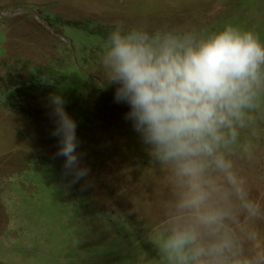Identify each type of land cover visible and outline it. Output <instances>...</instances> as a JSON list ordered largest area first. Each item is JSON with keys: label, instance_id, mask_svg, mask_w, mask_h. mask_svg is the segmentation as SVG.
<instances>
[{"label": "rangeland", "instance_id": "rangeland-1", "mask_svg": "<svg viewBox=\"0 0 264 264\" xmlns=\"http://www.w3.org/2000/svg\"><path fill=\"white\" fill-rule=\"evenodd\" d=\"M118 21L202 31L231 22L264 41V0H0V88L5 78H26V67L61 68L77 56L105 90L104 110L91 109L94 128L78 137L88 168L79 180L56 155L50 95L29 96L25 114L0 99V264H177L157 242L171 229L182 189L150 159L125 119L128 105L115 102L116 86L107 85L100 63L106 39L92 45L86 34ZM65 83L58 78L49 93ZM242 139L250 155L235 147L231 159L257 210L250 215L234 201L224 229L232 238L227 264H264V113Z\"/></svg>", "mask_w": 264, "mask_h": 264}, {"label": "clouds", "instance_id": "clouds-1", "mask_svg": "<svg viewBox=\"0 0 264 264\" xmlns=\"http://www.w3.org/2000/svg\"><path fill=\"white\" fill-rule=\"evenodd\" d=\"M100 63L150 159L168 168L182 189L171 229L157 242L160 251L177 264H227L232 238L224 229L234 220V201L250 215L257 210L231 156L235 147L250 155L242 133L264 113V41L231 22L202 31L118 21ZM49 101L56 155L73 180L84 178L77 122L63 96Z\"/></svg>", "mask_w": 264, "mask_h": 264}, {"label": "trees", "instance_id": "trees-1", "mask_svg": "<svg viewBox=\"0 0 264 264\" xmlns=\"http://www.w3.org/2000/svg\"><path fill=\"white\" fill-rule=\"evenodd\" d=\"M108 30L110 34L113 28L102 27L99 30H94L93 28L86 34L88 37H93V45V41L95 40H105L109 35L107 34ZM101 48H103V46L100 45L99 49L101 50ZM76 58L77 61H69L61 68L51 64L43 67H26V69L29 70V75L22 80L10 77L12 82H9L7 78L3 79L4 83H2V88H0V99L7 107H11L25 114L27 111L26 105L28 104L27 98L29 96H49L51 94L48 88L51 84L55 83L58 78L68 79L69 83L63 84L61 88L62 91L58 94L63 96L65 100V109L70 112V115L77 122V136H85L94 128V121L92 118L93 110L91 109L104 110L103 107L100 108L98 105V99L103 101L104 96H102L101 93H105V90L103 86L94 81L90 73L86 71L83 63L80 62L83 58H78L77 56ZM68 66L72 67V72L68 70L64 71ZM93 98H96V100L93 101Z\"/></svg>", "mask_w": 264, "mask_h": 264}]
</instances>
